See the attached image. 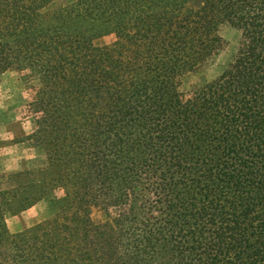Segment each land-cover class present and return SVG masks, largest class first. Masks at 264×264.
Segmentation results:
<instances>
[{
	"label": "trees",
	"instance_id": "trees-1",
	"mask_svg": "<svg viewBox=\"0 0 264 264\" xmlns=\"http://www.w3.org/2000/svg\"><path fill=\"white\" fill-rule=\"evenodd\" d=\"M223 23L237 54L184 89ZM9 70L46 165L0 172V264H264V0H0Z\"/></svg>",
	"mask_w": 264,
	"mask_h": 264
},
{
	"label": "rangeland",
	"instance_id": "rangeland-1",
	"mask_svg": "<svg viewBox=\"0 0 264 264\" xmlns=\"http://www.w3.org/2000/svg\"><path fill=\"white\" fill-rule=\"evenodd\" d=\"M223 39L221 49L202 69L189 75L183 88L191 89L217 77L234 59L240 46V30L223 23L218 28ZM113 35L104 37L101 42L111 43ZM36 82L21 78L17 71L9 70L0 76V172L9 173L24 169H37L46 165V154L27 140L34 129L33 115L28 112L30 87ZM61 192L57 191V195ZM51 203L45 198L32 207L6 214V225L11 233H18L48 218ZM99 217V213H95ZM75 264H97L90 261H77Z\"/></svg>",
	"mask_w": 264,
	"mask_h": 264
}]
</instances>
